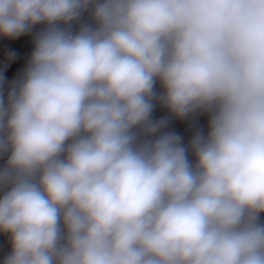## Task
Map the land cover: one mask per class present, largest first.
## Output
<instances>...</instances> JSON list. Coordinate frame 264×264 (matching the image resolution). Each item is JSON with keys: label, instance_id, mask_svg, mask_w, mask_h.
Returning <instances> with one entry per match:
<instances>
[{"label": "clouds", "instance_id": "obj_1", "mask_svg": "<svg viewBox=\"0 0 264 264\" xmlns=\"http://www.w3.org/2000/svg\"><path fill=\"white\" fill-rule=\"evenodd\" d=\"M36 25L0 72L3 264H264V0H0V36Z\"/></svg>", "mask_w": 264, "mask_h": 264}, {"label": "crops", "instance_id": "obj_2", "mask_svg": "<svg viewBox=\"0 0 264 264\" xmlns=\"http://www.w3.org/2000/svg\"><path fill=\"white\" fill-rule=\"evenodd\" d=\"M89 15L85 13L81 21L73 24V29H77L80 23L88 22ZM43 25H36L31 33L22 35L16 39L0 36V72L3 73L6 82H11L16 79L30 58L34 47L35 33L42 29ZM9 52H14L13 59L8 58ZM156 91L162 93L163 89L159 82L156 84ZM155 108L152 113L153 120L162 118L168 119V126L163 131H174L183 137V142L187 144L197 128L207 131V115H195L186 119H177L173 116L159 101L155 102ZM191 159H195L190 155ZM5 159H0V166H3ZM261 220L264 221V214H261ZM11 252L10 238L7 233L0 232V264H3L4 259Z\"/></svg>", "mask_w": 264, "mask_h": 264}]
</instances>
